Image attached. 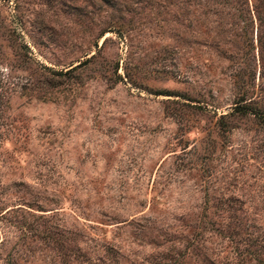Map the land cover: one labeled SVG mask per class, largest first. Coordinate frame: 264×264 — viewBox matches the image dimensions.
<instances>
[{
    "label": "rangeland",
    "instance_id": "1",
    "mask_svg": "<svg viewBox=\"0 0 264 264\" xmlns=\"http://www.w3.org/2000/svg\"><path fill=\"white\" fill-rule=\"evenodd\" d=\"M0 264H264V0H0Z\"/></svg>",
    "mask_w": 264,
    "mask_h": 264
}]
</instances>
